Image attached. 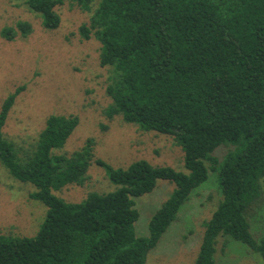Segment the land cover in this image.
I'll return each instance as SVG.
<instances>
[{"label": "trees", "instance_id": "16d2710c", "mask_svg": "<svg viewBox=\"0 0 264 264\" xmlns=\"http://www.w3.org/2000/svg\"><path fill=\"white\" fill-rule=\"evenodd\" d=\"M65 1L24 0L47 29L60 26L57 7ZM72 1L91 12L79 31L101 43L100 63L111 72L107 116L173 136L186 171L147 159L114 167L95 156L92 138L71 154L57 153L78 115L50 114L35 144L21 153L4 133L19 86L0 106V161L35 187L30 197L45 203L47 213L33 236L0 234V264H146L210 171L219 173L223 198L205 223L196 264H218L220 236L245 243L264 261V234L256 236L251 224L264 190V0ZM31 32L26 21L3 29L9 39ZM224 146L231 149L219 159ZM92 163L104 168L114 189L80 201L55 193L83 184ZM160 179L175 187L152 215L148 235L139 236L136 198Z\"/></svg>", "mask_w": 264, "mask_h": 264}, {"label": "rangeland", "instance_id": "374dc122", "mask_svg": "<svg viewBox=\"0 0 264 264\" xmlns=\"http://www.w3.org/2000/svg\"><path fill=\"white\" fill-rule=\"evenodd\" d=\"M57 10L60 26L47 29L41 14L24 0H0V106L17 87H24L9 112L4 127L6 137L23 153L35 144L50 114L78 115V126L57 153L71 154L92 138L95 156L114 167H127L138 159H147L186 171L184 151L173 136L143 130L124 121L121 115L107 116L105 110L112 102L107 93L111 72L100 63L101 43L95 37L84 39L79 31L89 21L91 12L72 0H66ZM23 21L32 25L29 35L5 37L4 28L17 30ZM229 149L231 146L221 147L216 155L222 159ZM174 187V182L160 179L155 190L136 198L140 211L135 223L137 235H148L152 215ZM114 188L104 168L92 163L83 184L71 183L55 193L68 201H80L91 191L107 192ZM34 190L32 184L12 176L0 161V234H37L47 205L30 197ZM222 198L219 173L210 171L208 179L193 191L149 252L146 264H196L205 223ZM262 199L251 218L255 235L264 234V190ZM215 257L218 264H264L259 254L231 236L219 237Z\"/></svg>", "mask_w": 264, "mask_h": 264}]
</instances>
